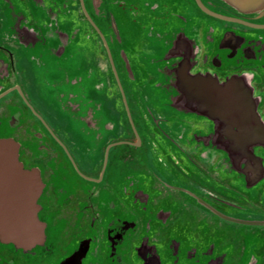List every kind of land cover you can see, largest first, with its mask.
<instances>
[{"label":"flooded vegetation","instance_id":"af4514ba","mask_svg":"<svg viewBox=\"0 0 264 264\" xmlns=\"http://www.w3.org/2000/svg\"><path fill=\"white\" fill-rule=\"evenodd\" d=\"M0 139L45 229L0 264H264L263 14L0 0Z\"/></svg>","mask_w":264,"mask_h":264},{"label":"water","instance_id":"95a60500","mask_svg":"<svg viewBox=\"0 0 264 264\" xmlns=\"http://www.w3.org/2000/svg\"><path fill=\"white\" fill-rule=\"evenodd\" d=\"M224 1L247 14L264 15V0ZM14 145L0 139V234L21 244L41 241L45 229L37 217L36 180L23 170Z\"/></svg>","mask_w":264,"mask_h":264}]
</instances>
